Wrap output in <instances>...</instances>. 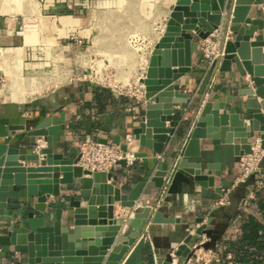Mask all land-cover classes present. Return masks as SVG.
<instances>
[{
	"label": "water",
	"instance_id": "water-1",
	"mask_svg": "<svg viewBox=\"0 0 264 264\" xmlns=\"http://www.w3.org/2000/svg\"><path fill=\"white\" fill-rule=\"evenodd\" d=\"M252 6L256 7L254 20L248 17ZM263 6L264 0L176 1L151 52L142 82L146 103L138 112V125L133 130L140 147L160 157L174 147L175 138L183 128L179 120L182 112L175 106L186 109L192 101L188 93L181 91L178 81L191 71L197 41L220 31L225 56L220 65L216 63L207 71L197 91L200 102L188 124L184 141L187 144L168 154L170 161L165 169L152 173L148 182L155 188L163 190L165 179L174 169L189 174L197 183L215 188V178L221 176L220 166L191 161L200 157L202 140H210L213 145H232L236 157L251 152L250 140L255 135L262 139L264 148ZM256 32L259 36L250 42ZM232 63L251 82V86L239 92L244 99L240 106L226 107L225 104H231L229 100L225 104L205 101L216 73L230 72ZM64 121L63 116L47 118L27 131V137H40L46 143L41 150L42 162L26 148L0 143V224L7 225L0 236V246L24 247L20 256L12 258L9 264H120L144 234L148 222L172 224L175 220L151 208L144 209L145 218L139 212L126 220L114 218V204L132 208L148 182L136 183L125 194L116 186L115 174L89 172L78 165L79 155L68 158L55 153L59 125ZM115 144H120L119 138ZM146 156V153H134L136 159ZM116 165L127 168L124 159ZM233 184V181L223 182L215 191L223 196ZM61 186L69 189L62 192ZM17 194H23L27 201L21 202ZM123 225L131 230L120 236L118 232ZM203 229L195 231V235L205 234L209 238ZM192 241L193 236L189 235L174 252L165 256L156 253L155 264H173L174 257L182 258L186 264L192 258L190 246L195 242ZM0 264H3L1 258Z\"/></svg>",
	"mask_w": 264,
	"mask_h": 264
},
{
	"label": "crops",
	"instance_id": "crops-1",
	"mask_svg": "<svg viewBox=\"0 0 264 264\" xmlns=\"http://www.w3.org/2000/svg\"><path fill=\"white\" fill-rule=\"evenodd\" d=\"M29 1L32 2V0ZM33 1L37 7L35 17H40V27L35 34L22 32L21 28L28 20L27 17L18 12L0 13V76L2 77L10 78L13 67L18 62L25 66L31 65V45L35 44L36 38L42 42L56 44L66 43L70 38L81 39L87 46H93V52L98 56L102 53L105 57L104 61H116L115 51H119L118 55L123 58L127 49L123 44L120 48H115L110 44L113 41L111 39L108 41L110 43L106 45L97 37V29L92 23L94 18L100 21V17L96 13L108 14L113 18L121 6L128 8L130 5L139 3L140 14L145 18L152 17V14L149 13V6L153 0ZM176 1L165 0L164 9L153 17L158 18L157 20L162 26L161 29L165 27V22ZM124 3L125 5H123ZM255 9L256 7L252 6L248 14V17L253 20L257 17ZM262 10H264V6ZM116 31L119 32L115 29L112 33H116ZM142 32L149 40H153L154 30L153 33L152 31L148 33L145 28ZM218 33L220 34V31H217ZM259 34V32L254 33L250 42H254L255 37ZM228 35L231 34L228 33ZM32 36H36V38L33 39ZM95 40H98L97 47L94 46ZM197 42L200 43L199 40ZM262 45L264 52V42ZM64 51H67V48ZM128 59L130 61L129 71L132 74L136 63L134 59ZM206 73V66L201 63V53L197 47L192 55L191 71L178 81L181 91L188 93L192 101L186 109L181 105L175 106L177 111L182 112L179 120L183 124V128L175 138L174 147L169 148L162 158L152 151L140 147L137 137L133 135V130L138 125V112L143 106L137 112H132L130 111L134 105L132 99L117 96L109 89L86 82L70 83L60 87L54 93L45 94L32 100L30 95L26 102H8L5 97L1 96L0 143L26 148L29 153H32V147L37 138L27 137V131L34 129L47 118L60 119L61 116L65 121L59 125V141L54 143V151L62 153L68 158H75L78 155V147L82 142L93 139L107 140L109 143L115 144L116 138H119L121 142L126 135H131L135 145L132 150L135 153H146L147 156L136 159L132 164H128L127 168L115 165L110 171L117 176L116 186L126 194L136 183L148 182L154 170L165 169L166 164L170 161L168 154L173 149L187 144V141L185 143L184 141L189 129L188 124L198 108L200 96L197 91ZM249 86H251L249 76L242 70H237L235 63H232L230 72L218 71L216 73L205 101L225 104L229 100L231 104H225L226 107L237 108L244 100L239 96V92ZM258 102H260V98H258ZM262 132H264V127ZM257 136L255 135V137ZM235 142L237 141L235 140ZM200 150V157L191 159V161H199L204 165L214 163L220 166L221 176L215 178V188L218 189L223 182L234 181L238 175L240 157L234 156L232 145H213L210 140H202ZM107 183L109 184V182ZM260 187L261 178L258 175L252 176L245 184H233L224 193L230 204L217 209L215 203L221 198V195L215 191V188L195 182L192 176L182 170H173L169 178L165 179L163 190L155 188L151 182H148L139 199L140 203L148 206L138 211L141 213L140 217L145 218L144 209L151 208L161 212L165 218L174 219L175 222L172 224L148 222L144 234L131 246L120 264H155L156 253L158 256H165L174 252L189 235L193 236V241L197 240L199 237L195 235V231L202 227L204 228L202 232L209 236L210 245L218 252V255L221 258L225 256L226 260L230 255L232 260L229 246L241 239V229L245 221L253 217L264 226V213L260 212L256 204L250 203L248 206H242V201L251 193L254 197L255 191ZM67 188L69 189L67 186H61L62 192ZM19 197L21 202L27 201L23 194ZM113 216L122 220L133 218L131 210L122 208L117 202L114 204ZM5 228L7 225L0 224V236L4 234ZM130 230L131 228L123 225L118 234L122 236ZM114 246L115 244L111 248ZM0 249V258L3 260V264H9L12 258L20 256V251L24 247L0 246ZM173 264H184V260L174 257Z\"/></svg>",
	"mask_w": 264,
	"mask_h": 264
},
{
	"label": "built area",
	"instance_id": "built-area-1",
	"mask_svg": "<svg viewBox=\"0 0 264 264\" xmlns=\"http://www.w3.org/2000/svg\"><path fill=\"white\" fill-rule=\"evenodd\" d=\"M32 2L34 1L32 0ZM35 15L36 14L34 13L31 14V18H28L26 23L23 24L21 28L23 33L30 34L37 32V27L40 25V17H35ZM164 28H160L159 31H154L153 40H149V38L141 31L135 32L137 34H132L131 31L127 32V42L126 45L124 44L127 49V53L123 57V65L127 70L125 73L126 77L120 79L116 78L113 74H111V72L100 73L95 71L94 74H86L82 77L79 75L76 81L94 84L101 88L109 89L117 96L132 99L134 101V105L130 108V111L137 112V110L146 103L145 86L142 82L145 79L151 52L158 39L163 34ZM97 29H99L98 26ZM97 41L98 40H95V47L98 45ZM65 48H67V51H64ZM198 48L201 53V63L206 66L207 71L216 63L220 65L225 56L221 47V37L219 33L217 34V31L206 39L200 40ZM33 51H37L39 53L49 52L50 54L55 53L56 51L73 52L76 63L83 66V64H85V54L89 53V46L84 44L81 39L76 40L75 38H70L63 44L46 42L33 44L31 45V54ZM95 56H98V54H95ZM128 58L134 59L136 67H138L132 74L130 73L131 71H129L128 64L130 61ZM105 62L108 66L114 64L108 60ZM91 63L95 66L98 65L96 59L92 60ZM0 84L4 88L6 87L5 79L2 76H0ZM25 85L31 91V77L27 79ZM134 146V141L131 135H126L119 145L109 142L104 144L93 139L82 142L78 147V165L89 172L110 173L119 160L124 159L127 165L132 164L136 160L134 157L135 152L132 150V147ZM45 147L46 143L44 139L40 137L37 138L33 144L32 153L39 156L40 162L44 160V155L41 154V150ZM123 147H125V150ZM159 158L162 157L159 156ZM255 175L260 176L261 180L264 179V148H262V139L259 136L254 137L251 141V152L240 156L238 161V175L234 179L233 183L234 185L245 184L252 176ZM252 198L253 194L251 193L249 197L242 201V206H246L248 201ZM229 204L230 201L227 195H223L215 203V208H224ZM144 205L145 204L140 203V201H137L135 205L130 208L131 216H134L136 212L148 206L147 204L146 206ZM209 243L210 239L205 234L201 235L199 239L195 241L192 246H190L192 258L188 259L186 264H220L222 259L218 255V252L210 245L206 247ZM227 260L228 264H235L231 261L230 255L227 256Z\"/></svg>",
	"mask_w": 264,
	"mask_h": 264
},
{
	"label": "rangeland",
	"instance_id": "rangeland-1",
	"mask_svg": "<svg viewBox=\"0 0 264 264\" xmlns=\"http://www.w3.org/2000/svg\"><path fill=\"white\" fill-rule=\"evenodd\" d=\"M164 1L165 0H153L150 2L151 6H149V13L152 14L151 18H145L140 14L139 3L133 4L132 6L130 5L128 8H122L121 6V9L117 10L116 15H114L115 17L113 18L108 14L100 15L96 13V15L100 17V21H98L97 18H94L97 21L93 19L92 23L95 25L96 29L97 26L99 28L97 29V37H99V39L106 45L110 43L108 41L111 39L113 41H111L110 44L115 48H120L122 44L126 45V35L128 34V31H131L132 34H137L135 33L137 31L142 32L145 28L148 33L151 31L153 33V30L159 31L162 27L161 24H159L160 21L157 20L158 18L153 17L164 9ZM123 5H125V3ZM36 11V5L33 4V2H29V0H0V13L18 12L27 18H31V14H36ZM39 27L40 26L37 28ZM114 28L119 32L116 31V33H112V31L115 30ZM32 34L35 33L33 32L31 35ZM32 38L34 39L36 36H32ZM40 42L42 41H39V38H36L35 44ZM92 48L93 46L90 45L89 53L85 54V64H83V66L76 63L73 52L56 51L55 53L50 54L49 52L39 53L33 51L31 55V65H24L25 70L23 69L24 73L22 76H19V71L16 70V73H13L10 78L3 77L5 79L6 87L4 88L0 84V97H5L8 102H26L29 100L30 95L32 100L45 94L54 93L60 87L70 83H85L82 81H76V79L79 75L82 77L86 74H94L95 71L100 73L111 72L116 78L120 79L126 77L125 73L127 70L123 65L124 59L121 55H118L119 51H115L114 53L117 60L111 61L112 63H115L108 66L104 61V55L100 53L99 57L95 56L96 53L93 52ZM66 59H68V61H65ZM95 59L98 64L96 66L91 63L92 60ZM137 68L138 67H134V71ZM29 77H31V91L25 85Z\"/></svg>",
	"mask_w": 264,
	"mask_h": 264
},
{
	"label": "trees",
	"instance_id": "trees-1",
	"mask_svg": "<svg viewBox=\"0 0 264 264\" xmlns=\"http://www.w3.org/2000/svg\"><path fill=\"white\" fill-rule=\"evenodd\" d=\"M264 179L261 187L255 191L253 199L247 206L256 204L261 213H264ZM229 252L232 254V262L238 264H264V226L255 218L250 217L245 221L241 229V239L237 243H231ZM221 264H228L225 256L221 258Z\"/></svg>",
	"mask_w": 264,
	"mask_h": 264
},
{
	"label": "bare ground",
	"instance_id": "bare-ground-1",
	"mask_svg": "<svg viewBox=\"0 0 264 264\" xmlns=\"http://www.w3.org/2000/svg\"><path fill=\"white\" fill-rule=\"evenodd\" d=\"M30 2V1H29ZM25 22V21H24ZM163 31H164V29H163ZM25 70V68H24V64L23 63H20V62H18V63H16L15 65H14V67H13V72H12V75H13V73H16V70H18L19 71V76L21 75L22 76V74L24 73V70Z\"/></svg>",
	"mask_w": 264,
	"mask_h": 264
}]
</instances>
